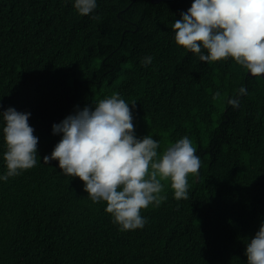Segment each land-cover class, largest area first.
Here are the masks:
<instances>
[{"label":"trees","instance_id":"trees-1","mask_svg":"<svg viewBox=\"0 0 264 264\" xmlns=\"http://www.w3.org/2000/svg\"><path fill=\"white\" fill-rule=\"evenodd\" d=\"M192 2L96 0L82 16L74 0H0V112H30L39 140L36 166L0 179V264H247L264 222V80L176 44L172 26ZM113 93L135 102V134L158 153L187 136L201 158L189 199L163 182L167 199L142 209L135 230L43 162L61 138L54 123ZM2 129L0 117V176Z\"/></svg>","mask_w":264,"mask_h":264},{"label":"clouds","instance_id":"clouds-1","mask_svg":"<svg viewBox=\"0 0 264 264\" xmlns=\"http://www.w3.org/2000/svg\"><path fill=\"white\" fill-rule=\"evenodd\" d=\"M73 6L84 16L90 15L97 3L74 0ZM172 27L176 44L201 61L232 58L252 76L264 75V0H193ZM151 62V56L142 60L144 66ZM219 95L215 93L214 98ZM133 108L135 102L129 104L119 93L100 99L94 108L77 107L52 125L53 134H61V138L51 154L43 157L46 164L58 161L66 176L78 177L94 203L106 202L105 211L121 230L144 227L141 210L149 205L158 207L167 199L162 194L165 181L175 199H189L188 176H198L201 167L197 149L187 136L162 153L152 136L137 137ZM30 115L14 107L0 112L6 146V173L0 179L6 181L37 164L39 140L29 124ZM245 255L247 264H264V222L247 242Z\"/></svg>","mask_w":264,"mask_h":264},{"label":"water","instance_id":"water-1","mask_svg":"<svg viewBox=\"0 0 264 264\" xmlns=\"http://www.w3.org/2000/svg\"><path fill=\"white\" fill-rule=\"evenodd\" d=\"M153 3H159L160 1L162 0H151ZM248 75L251 76V77H256V76H252L249 72H248ZM261 77L263 78L264 80V75H261Z\"/></svg>","mask_w":264,"mask_h":264}]
</instances>
